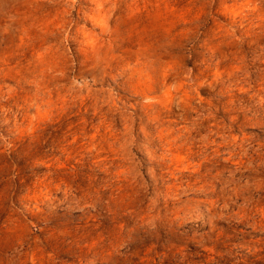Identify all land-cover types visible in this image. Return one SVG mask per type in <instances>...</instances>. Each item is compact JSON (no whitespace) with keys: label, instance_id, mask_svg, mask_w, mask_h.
Instances as JSON below:
<instances>
[{"label":"clouds","instance_id":"clouds-1","mask_svg":"<svg viewBox=\"0 0 264 264\" xmlns=\"http://www.w3.org/2000/svg\"><path fill=\"white\" fill-rule=\"evenodd\" d=\"M0 264H264V0H0Z\"/></svg>","mask_w":264,"mask_h":264}]
</instances>
